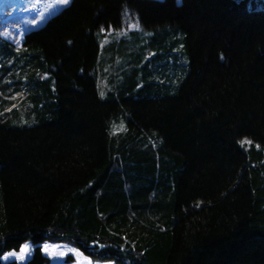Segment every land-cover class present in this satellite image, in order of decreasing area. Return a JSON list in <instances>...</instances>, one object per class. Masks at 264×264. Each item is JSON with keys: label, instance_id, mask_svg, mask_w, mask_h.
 Listing matches in <instances>:
<instances>
[{"label": "trees", "instance_id": "1", "mask_svg": "<svg viewBox=\"0 0 264 264\" xmlns=\"http://www.w3.org/2000/svg\"><path fill=\"white\" fill-rule=\"evenodd\" d=\"M29 240L264 264V0H72L0 39V258Z\"/></svg>", "mask_w": 264, "mask_h": 264}, {"label": "rangeland", "instance_id": "2", "mask_svg": "<svg viewBox=\"0 0 264 264\" xmlns=\"http://www.w3.org/2000/svg\"><path fill=\"white\" fill-rule=\"evenodd\" d=\"M71 2L72 0L68 5H64L62 0H0V39L21 47L29 32L45 26L51 18L67 8ZM125 19L124 29L121 32L129 33L139 29L134 16L128 15ZM104 96L102 92V97ZM25 244L29 245V251L24 253L21 259ZM25 244L20 250L4 253L0 258L1 262L26 264L31 259L35 247L30 240ZM44 245H48L50 249H56L55 253L45 252ZM44 245L43 254L49 259L48 264H120L116 260L88 256L70 240H51ZM76 252L80 255L77 256Z\"/></svg>", "mask_w": 264, "mask_h": 264}, {"label": "snow or ice", "instance_id": "3", "mask_svg": "<svg viewBox=\"0 0 264 264\" xmlns=\"http://www.w3.org/2000/svg\"><path fill=\"white\" fill-rule=\"evenodd\" d=\"M178 4H182V0H177ZM62 3L64 5H68L70 3V0H62ZM29 251V245L25 244L24 245V248L22 250V253H21V259H23V254L28 252ZM44 251L45 252H49V251H52L53 253H55L56 249L54 248H51L48 246V245H44ZM63 254V253H62ZM76 255L79 256L80 253L79 252H76Z\"/></svg>", "mask_w": 264, "mask_h": 264}]
</instances>
